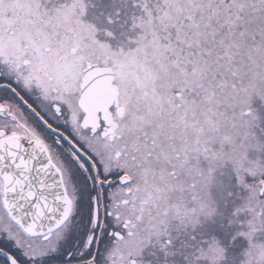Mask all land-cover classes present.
I'll use <instances>...</instances> for the list:
<instances>
[{"label":"snow or ice","instance_id":"1","mask_svg":"<svg viewBox=\"0 0 264 264\" xmlns=\"http://www.w3.org/2000/svg\"><path fill=\"white\" fill-rule=\"evenodd\" d=\"M0 264H264V0H0Z\"/></svg>","mask_w":264,"mask_h":264}]
</instances>
